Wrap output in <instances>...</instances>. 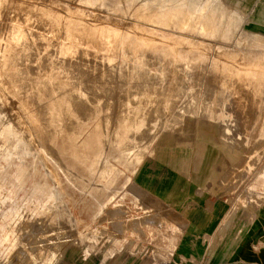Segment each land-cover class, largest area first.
<instances>
[{
  "label": "rangeland",
  "instance_id": "374dc122",
  "mask_svg": "<svg viewBox=\"0 0 264 264\" xmlns=\"http://www.w3.org/2000/svg\"><path fill=\"white\" fill-rule=\"evenodd\" d=\"M201 1L202 4L196 6L198 12L203 11V5L207 3L206 0ZM226 1L233 3L234 8L236 9V12L230 16L229 21L233 24L239 22L231 37H229L230 27H228V25H224L225 28L223 29L206 27L205 16L201 18L198 16L192 17L178 26L173 21L168 24H158L145 19L136 20L128 14L118 12L119 10L129 9V5L107 4V6L106 1L104 0H16V2L15 0H0V34L2 32L0 36H3L2 38L8 34L12 36L15 26L17 27L18 25H21L20 27H22L23 30L25 28V32L27 29L30 33H35H33L34 36H32L30 40L27 35L22 38V41L26 39L24 41L25 43H27L26 41L32 42L30 44L27 43L28 45L23 42V45H27H24L23 48L22 45H19L18 47L16 46L17 48L13 45L14 47L10 46L13 48L12 50H9L11 51L9 52L6 45L1 44L0 47V49L3 50L0 51V54H5L3 56L6 59L5 63L8 61L10 62V59L11 62H8V65L12 64V61L18 63L16 65L19 67L14 64V68H17L20 71L24 69L26 72L28 71L27 76L25 77L31 81V83L27 81L28 84L26 83L25 85V77H21L20 79L14 77L16 79L15 82L17 81L18 84L14 83V80L12 81L13 84L11 79L6 80L5 78H2V80H0V85H2L0 87V94H2L0 95V121L5 118H9L8 120H10L11 116V120L15 117V120L13 121L16 122V124H14L15 122H12L14 126H0V264H160L159 258L155 257L152 253V250L156 247L154 243L147 238H144L145 236H128L125 231V221H123V216L127 213L124 212L121 206L123 203L122 201L124 200V202H126L128 209L134 214L135 211H137L135 209L136 204H134V198L130 195H127L124 198H116L115 196H112L111 200L107 202L104 200V192L110 181H118L119 176L123 175L124 169L131 171L136 165L141 166L145 158H151L150 160H153L156 155L162 156L161 154H173L175 150L181 154L182 152L185 155L187 154L195 163H200L201 176L205 177L208 174V177L206 176L205 187L208 196L207 206L211 211L214 209L216 210V217H220L228 208L224 215L220 217L219 224L222 223V227L217 231L214 236L215 239H213V243L210 245L211 252L215 249L225 247L224 245L221 246L220 242H228V239H231L232 242L231 247L228 246V249L232 248L234 251L241 250L246 246L249 247L251 245L258 248L257 252L264 249V97H262L264 96V47L261 43L256 41L253 34V32L260 33V35L264 37V0ZM27 4L29 6H26ZM211 4L212 2L210 5ZM15 5L19 6L15 7ZM26 8L29 9L27 10ZM13 15L16 16L13 17ZM20 15L23 21L19 19ZM34 19L38 20L35 21ZM31 20L34 23H32ZM42 22L45 24H42ZM65 22L66 24H64ZM11 25L15 26L12 28ZM5 26H9V28ZM56 27L59 28L56 30ZM48 28L52 29V32ZM63 28L64 31H62ZM47 29L49 31H47ZM60 30L62 32H59ZM43 35H45V37ZM55 39L59 44L56 43L57 41ZM14 40L15 39L13 38L11 42L15 43ZM185 40L186 42H189L186 43ZM60 44L64 45L60 46ZM119 46L125 48L124 50L122 49L124 54H122V52L120 54V51L118 50ZM2 47H4V49ZM50 47L52 51L49 50ZM66 47H70L71 49L73 47L77 48L76 50L75 48L72 49L74 50L73 53L72 50H69V52L67 50V55L65 50ZM18 48L21 50H18ZM127 48L132 49V51H127ZM13 49L17 53L19 51L21 52L19 58L21 64H19L20 61L16 62L17 56L15 54L17 53L14 52ZM79 49H81V51ZM30 50L32 51L30 52ZM12 51L15 53L14 55L12 54ZM90 51H93V54H91ZM130 51H139L141 54L140 58L142 60H148L145 64L142 60V62H138L137 64L140 65L141 68H138L134 73H132V60L131 57H129V54L131 53ZM170 51L175 54L178 53L186 56L187 58H190L192 62L189 61L188 65L184 61H182L183 65L182 62H179L181 66L178 63L174 64L176 68L171 67V65L173 66V63H165L164 69L168 72L167 74L162 73L160 75L154 62H156V59H162L165 61V56L169 57L172 54ZM23 53L26 54L23 56L24 58H22ZM78 53L81 55V58ZM88 53H90V55ZM99 54L114 57L120 54L127 62V67H125L123 76L120 78L121 82L118 80L116 81L113 77L106 76L105 68L107 67L106 70H108L109 63L104 59H100ZM6 55L10 56L7 57L9 58L8 61L5 57ZM12 55L14 59L12 58ZM30 55L31 57L33 55L35 57L33 56L32 59ZM46 55L47 58L45 57ZM77 55H79V57H77ZM55 56H59V58H56ZM64 56L66 58L69 56L70 59L69 57L68 59L71 63L67 62L68 59L66 62H58L60 59L65 58ZM52 57L55 58V60ZM76 57L78 59H76ZM82 57L87 61L82 59ZM93 57L97 60L94 61L95 59ZM4 58L1 59L0 62H2ZM72 59L73 61H71ZM98 59L102 62L101 66H99L100 62ZM50 61H56V63L53 64ZM149 61H151V63ZM39 62L40 64L42 62V65H45L41 66ZM47 63H49V65ZM103 63H105V65L107 64L105 68ZM71 64H73L72 67H70ZM91 64L93 65L90 66ZM97 64L99 67H97ZM28 65H31L30 67L32 68L30 73V67ZM50 65L51 67H49ZM58 67L60 69H58ZM61 68H63L64 72H67L69 76H71L72 73V77L75 76L74 74H77V77L81 76V81H84V78L87 77L88 81L86 78L85 80L87 83L86 81L83 82V89L86 88V84H89L87 85L89 87L86 89H90L91 87V89H93L89 90V93H87L88 90H83L81 98L77 100V103L76 98H74L77 97V95L72 96L71 99H59L60 104L63 103L66 105L67 108H65V111L66 113L71 114L72 122H75L77 119L81 121L78 126H75L74 123L72 125L66 123L61 127V132L57 136L47 135L44 130H47L48 127L44 128V126H40L41 131L36 132L35 129L38 127L33 126L30 122L32 117L28 111V107H31V105L34 104H31L30 98L28 97L30 95L33 96L31 93L35 88L39 87V84H32V82H39V79L35 78L33 75L36 72H42L46 78L50 77L49 79H51L52 77L54 78V76L59 78L61 76ZM73 68L74 70L76 69L75 72H73ZM86 68L89 71L86 70ZM172 68L174 70H172ZM95 69H100V71H96ZM145 69L148 70L149 74L145 72ZM184 69L191 70V74L188 75V73H185ZM209 69L211 72L214 71L215 76H213V73H210ZM218 69H223V71H218ZM33 70L34 72H32ZM3 71V69L0 71L1 75L3 74ZM86 71L89 72V75L92 73L91 76L93 77L96 74V78L94 77L95 80L85 73ZM101 72H104L105 76L108 77L106 78L107 83L105 82V78H100ZM178 73H180V76ZM223 74L227 75L224 76ZM157 75L159 76L158 78ZM176 75L178 78H175L177 77ZM190 75L191 78H189ZM88 76L91 77L93 81L90 80ZM167 77L169 78L167 79ZM107 79L108 81L111 79L112 82L110 81V83H108ZM5 80L9 82L6 83ZM194 81L197 83H194ZM113 82H115L116 85ZM253 82L256 84H252ZM9 83L13 84V87ZM8 84L10 86L6 87ZM47 84L48 86H46ZM47 84L44 86V90H50L51 93L55 92L57 87L56 84L53 82H48ZM99 84L101 88L99 87ZM205 84L207 87H205ZM18 85L20 86L19 88ZM21 85L22 87L30 86L28 89L23 90L24 93H21ZM106 85L109 86L107 90L104 91L107 87ZM157 85H160L159 90H163V92H159L160 94H151L148 99L146 97L144 98L143 95L138 94L140 91H143L144 87L151 88L153 86L156 87ZM16 86L18 89L15 88ZM103 86L106 87L104 88ZM112 86H114L115 90L114 88H109ZM115 86H118V88ZM251 86L252 88H249V90L248 87ZM49 87L51 88L49 89ZM254 87H256V89H254ZM11 88H13L14 91ZM196 88L198 89L195 90ZM17 90L19 91L18 93H16ZM183 90H187L188 94L184 95ZM90 91H92V93ZM94 92L95 94L98 93V95H95ZM103 92H105V94L108 92L110 96L111 93H117L118 97L112 95L113 97H111V100V98ZM250 93H252L251 97ZM17 94L23 96L21 97V95H18L17 97ZM100 94L107 98L104 96L102 97ZM19 97L20 99H17ZM90 97L94 100H91ZM250 98L252 101H249L251 100ZM9 99L14 101L13 103L16 105L9 101ZM69 100L73 102L70 103ZM114 100L118 101L115 102ZM1 101L3 103H1ZM24 101L26 103H23ZM104 101L105 104L107 103L106 105L101 104L104 103ZM147 101L153 103V107H151L150 110H142L140 106L136 105V103H144ZM163 102L168 103L167 110L162 108L161 103ZM193 102H195V106L192 105ZM113 103L119 107V116H115L117 110H114V107L116 108V106L113 107ZM117 103H120L121 105ZM10 104H13L14 107ZM24 104L28 107H25ZM80 104H86L88 107L85 105V107H83ZM156 104H158L159 113H157V116L160 119L162 116L163 119L171 115L170 120L173 121L176 120V118H180L183 113L185 114V117L182 119H188V122L186 121L184 125L181 126H173V122H170L158 136L159 139H157V137L155 139L153 138L148 149L139 159L134 157L127 162L125 160H121L120 162L116 161L114 157H121L123 154V145L125 144L127 137H130L133 142H130V145H133L135 141L146 134L147 139H149L153 137L154 134L156 136L159 133L157 132L158 130L153 133V135L152 133L150 134L146 132L147 129L157 128V126L160 125L156 124L155 127L153 125L154 118L152 117H155L156 114L154 110V105ZM3 105L7 110H4L5 107H3ZM8 105L13 109L8 108ZM76 106L78 108L81 107L79 110L77 109L79 112L75 110ZM211 106H213V108ZM194 107L197 109L195 108L193 111ZM204 107H209L210 109L205 110ZM15 108H17V110ZM225 108H227V110ZM111 110H114L113 112L115 113L111 112ZM7 111L8 113H6ZM12 111H14V113ZM17 112L20 113L17 115L15 114ZM37 112L39 111L37 110ZM4 114L8 115L5 116ZM140 114L142 115L140 116ZM146 114L149 116V119L148 116L146 117ZM252 114L254 115L252 116ZM19 115H22L23 117ZM38 116L40 115L36 114L33 118L36 119ZM24 117H27V119ZM41 118L42 117L40 116V119ZM112 118L113 120H111ZM135 119H137V121ZM22 121L25 122L24 124L26 126L22 124ZM106 122L110 125H114V131L112 133L106 127ZM143 123L146 124L144 127L145 129L142 127ZM28 127L29 129L24 133V129ZM138 128L142 129L141 134L137 132ZM35 132L36 134H34ZM20 133L26 134L25 139L30 142L31 149H25L26 147L23 141L18 137ZM237 139H240L241 141L238 142ZM151 147L153 148L150 153L149 150ZM122 168L123 170H121ZM143 199L145 205V201H148L147 199L153 198L150 197V195H144ZM143 203L141 204L143 205ZM109 204L113 205L112 212H110L111 210L108 211L110 214L105 212L104 214L95 213L89 209V207L92 206L102 207ZM164 206L165 205L159 200L153 199L151 203L147 204V207L145 205V210H152V212H146L141 220L145 221L148 219L150 221L149 218L152 219L153 216L154 218L151 221L154 220L159 223V226H161L174 214L182 215V213L175 209L172 204L170 205L171 212H166L168 210L163 209ZM153 209L155 210L153 211ZM51 211L53 212L51 213ZM108 220L115 222L111 223ZM45 223L48 224L45 225ZM36 225L37 227L40 226V228H37ZM93 225L103 230V233L95 239L89 237L96 235V230L92 228ZM116 225L119 228H117ZM41 227H43V229ZM43 230L44 232H42ZM219 232L221 233L222 239L218 244H214L217 240L216 238L219 236ZM143 235L144 234L142 233V236ZM115 239H125V242L120 247H117L116 245L114 246L113 243ZM163 264L177 263L169 260ZM180 264H195V262L185 261Z\"/></svg>",
  "mask_w": 264,
  "mask_h": 264
},
{
  "label": "bare ground",
  "instance_id": "6f19581e",
  "mask_svg": "<svg viewBox=\"0 0 264 264\" xmlns=\"http://www.w3.org/2000/svg\"><path fill=\"white\" fill-rule=\"evenodd\" d=\"M34 1V0H33ZM50 1V0H49ZM104 1H106V5L108 4V5H115V4H124V5H129V9H123V10H119L118 12H121V13H124V14H128V15H130L132 18H134V19H145V20H150V21H153V22H155V23H158V24H161V23H164V24H168L169 22H171V21H173V22H175L178 26H180V24H182L185 20H188V19H190V18H192V17H196V16H198L199 18H201V17H203V16H205L206 17V27H210V28H221V29H223V28H225L224 27V25H228V27H230V33H229V37H231L233 34H234V31H235V29H236V27L238 26V24H239V22H236L235 24H233L232 22H230L229 21V18H230V16L233 14V13H235L236 12V9L234 8V6H233V3H231L230 1H226V0H206L207 1V3L205 4V5H203V7H204V10L203 11H197L196 10V6H199V5H201L202 3V1L201 0H104ZM12 2V1H11ZM15 2H16V0H15ZM25 2V1H24ZM36 2V1H35ZM41 2V1H40ZM81 2V1H80ZM212 2V4L210 5V3ZM14 3V2H13ZM27 3V2H26ZM33 3V2H32ZM84 3V2H83ZM7 4H8V2H7ZM37 4H39V3H37ZM41 5V4H40ZM43 5V4H42ZM47 5V4H46ZM50 5V4H49ZM107 5V6H108ZM2 6V5H1ZM5 6H6V4H5ZM9 6H10V2H9ZM14 6V5H13ZM17 6H19V5H17ZM16 5H15V7H17ZM26 6H29L28 4L26 5ZM96 6V5H95ZM11 7H12V4H11ZM15 7H14V9H15ZM45 7V6H44ZM1 8V7H0ZM23 8V7H22ZM12 9V8H11ZM24 9H25V7H24ZM27 9V8H26ZM29 9V8H28ZM27 9V10H28ZM40 9V8H39ZM4 10V9H3ZM10 10V9H9ZM13 10V9H12ZM37 10V9H36ZM59 10V9H58ZM244 10V9H243ZM14 11V10H13ZM61 11H63V10H61ZM4 12V11H3ZM18 12V11H17ZM21 12V11H20ZM33 12V11H32ZM10 13V12H9ZM8 13V14H9ZM30 13H31V10H30ZM35 13V12H34ZM65 13V12H64ZM84 13H86V12H84ZM13 14V13H12ZM21 14H23V13H21ZM25 14H26V12H25ZM33 14V13H32ZM18 15H19V13H18ZM24 15V14H23ZM22 15V16H23ZM41 15H43V14H41ZM70 15V14H69ZM91 15V14H90ZM94 15V14H93ZM95 15H97V14H95ZM16 16V15H15ZM14 15H13V17H15ZM100 16V15H99ZM6 17V16H5ZM8 17V16H7ZM18 17V16H17ZM33 17V16H32ZM96 17V16H95ZM103 17V16H102ZM240 17H242V16H240ZM30 18V17H29ZM39 18V17H38ZM19 19H21V15H20V18ZM19 19H17V20H19ZM26 19V18H25ZM40 19V18H39ZM10 20H11V18H10ZM22 21H23V19H21ZM20 20V21H21ZM35 20V19H34ZM36 20H38V19H36ZM35 20V21H36ZM42 20V19H41ZM40 20V21H41ZM48 20V19H47ZM61 20H62V18H61ZM97 20V19H96ZM114 20V19H113ZM118 20V19H117ZM117 20H116V22H117ZM21 21V22H22ZM28 21V20H27ZM119 21V20H118ZM15 22V21H14ZM21 22H19V23H21ZM31 22L32 23H34L32 20H31ZM30 22V23H31ZM39 22V21H38ZM48 22V21H47ZM51 22V21H50ZM60 22V21H59ZM1 23V22H0ZM9 23V22H8ZM7 23V24H8ZM29 23V24H30ZM36 23V22H35ZM39 23H41V22H39ZM49 23V22H48ZM58 23V22H57ZM128 23V22H127ZM10 24H12V23H10ZM24 24H25V22H24ZM23 24V25H24ZM38 24V23H37ZM42 24H45V23H43L42 22ZM55 24V23H54ZM61 24V23H60ZM64 24H66V22L64 23ZM124 24V23H123ZM35 25V24H34ZM118 25V24H117ZM125 25V24H124ZM12 26V25H11ZM15 26V25H14ZM14 26H12V28L14 27ZM21 26V25H20ZM19 25L16 27L15 26V30L13 31L14 33L12 34V36H10L9 34L6 36L5 35V37L4 38H2L1 36H0V47H1V44L2 45H6L7 46V50L9 51V50H12V48L14 47L13 45H15V48H17L19 45H22V48H23V46L25 45V44H27V43H32V42H28V41H26L27 43H25L24 41L26 40V39H24V41H22V38H24V36H26L27 35V37H29V40L32 38V36H34L33 35V33L34 32H32V33H30L29 31H27V29H26V32H29V33H26L24 30H25V28L24 27H26V26H24L23 28H24V30L22 29V27H20ZM50 26V25H49ZM52 26V25H51ZM63 26V25H62ZM71 26V25H70ZM5 27H7V26H5ZM18 27H20V28H18ZM35 27V26H34ZM68 27V26H67ZM118 27V26H117ZM116 27V28H117ZM124 27V26H123ZM123 27H120V28H123ZM7 28H9V26L7 27ZM38 28V27H37ZM43 28V27H42ZM45 28V27H44ZM59 28V27H58ZM57 27H56V30L58 29ZM132 28V27H131ZM1 29V28H0ZM49 30H51V32H52V29H50V28H48ZM47 29V31H49ZM125 29V28H124ZM5 30V29H4ZM8 30V29H7ZM12 30V29H11ZM29 30V29H28ZM62 30V29H61ZM59 31V32H62V31H64V28H63V30L62 31ZM4 33V32H3ZM7 33V32H6ZM57 33V32H56ZM55 33V34H56ZM245 33H248V32H245ZM1 34H2V32H1ZM0 34V35H1ZM5 34V33H4ZM35 34V33H34ZM41 34V33H40ZM53 34V33H52ZM58 34V33H57ZM68 34V33H67ZM253 34H254V36H255V38H256V41L258 42V43H261L262 44V46L264 47V37L263 36H261L260 35V33H256V32H253ZM42 35V34H41ZM41 35H40V37H41ZM60 35V34H59ZM14 36V37H13ZM44 37H45V35H43ZM56 36H58V35H56ZM61 36V35H60ZM60 36H58V37H60ZM26 37V38H27ZM36 37V36H35ZM40 37H38V38H40ZM43 37V38H44ZM76 37H77V35H76ZM85 37V36H84ZM15 39L14 40V42L15 43H13V42H11V40L12 39ZM78 38V37H77ZM28 39V38H27ZM34 39V38H33ZM42 39V38H41ZM45 39V38H44ZM81 39V38H80ZM38 40V39H37ZM46 40V39H45ZM54 40V39H53ZM56 40V39H55ZM74 40V39H73ZM22 41V42H21ZM34 41V40H33ZM35 41H36V39H35ZM39 41V40H38ZM38 41H37V43H38ZM57 41V40H56ZM70 41V40H69ZM23 42L25 43L24 45H23ZM40 42V41H39ZM44 42V41H43ZM55 42V41H54ZM53 42V43H54ZM82 42V41H81ZM92 42H94V41H92ZM185 42H186V40H185ZM187 42H189V41H187ZM186 42V43H187ZM42 43V42H41ZM52 43V42H51ZM56 43H58V41L56 42ZM60 43H64V42H60ZM84 43V42H83ZM55 44V43H54ZM59 44V43H58ZM64 44H66V43H64ZM64 44H60V46H63ZM96 44V43H95ZM28 45V44H27ZM27 45H25V46H27ZM43 45V44H42ZM41 45V46H42ZM6 46H5V48H6ZM10 46H13L12 48L10 47ZM17 46V47H16ZM38 46H39V44H38ZM48 46V45H47ZM50 46V45H49ZM52 46H54V45H52ZM51 46V47H52ZM55 46H56V44H55ZM59 46V47H60ZM32 47V46H31ZM30 47V48H31ZM45 47V46H44ZM51 47H50V49L49 50H51L52 51V49H51ZM71 47V46H70ZM67 48L66 47V52H67V50H68V52H69V50H72L73 48H75V47H73L72 49L71 48ZM126 47V46H125ZM3 49H4V47H2ZM37 48V47H36ZM53 48V47H52ZM58 48V47H57ZM77 48V47H76ZM76 48H75V50H76ZM97 48V47H96ZM117 48V47H116ZM25 49V48H24ZM23 49V50H24ZM29 49V48H28ZM32 49H34V48H32ZM42 49V48H41ZM118 49V48H117ZM125 49L124 47L122 48L121 46H119V51H120V54H121V52L123 51V50ZM128 50L127 51H129V50H131L132 51V49H130V48H127ZM6 50V49H5ZM18 50H21V49H19L18 48ZM23 50H22V52H23ZM27 50V49H26ZM36 50V49H35ZM39 50V49H38ZM48 50V51H49ZM58 50V49H57ZM61 50H62V48H61ZM80 51H81V49H79ZM79 50H78V52H79ZM188 50V49H187ZM0 51H3V50H1L0 49ZM7 51V52H8ZM13 51H14V49H13ZM12 51V54L14 55L15 53L14 52H16V51H14L13 52ZM32 50H30V52H31ZM34 51V50H33ZM41 51V50H40ZM64 51V50H63ZM73 51L74 50H72V53H73ZM84 51V50H83ZM87 51V50H86ZM117 51V50H116ZM130 51V52H131ZM216 51V50H215ZM214 51V52H215ZM6 52V51H5ZM9 52H11V51H9ZM20 52V51H19ZM17 53V54H15L16 56H17V59H16V62H18V61H20V54H21V52L20 53ZM36 52V51H35ZM65 52V51H64ZM68 52H67V55H68ZM91 52V51H90ZM93 52V51H92ZM91 52V54H93ZM125 52V51H124ZM149 52V51H148ZM171 52V51H170ZM220 52V51H219ZM33 53V52H32ZM40 53V52H39ZM45 53V52H44ZM47 53V52H46ZM48 53H50V52H48ZM56 53V52H55ZM59 53H61V52H59ZM71 53V54H72ZM80 53V52H79ZM78 53V54H79ZM86 53V52H85ZM94 53H96V52H94ZM110 53V52H109ZM151 53V52H150ZM172 53V52H171ZM28 54V53H27ZM29 54H31V53H29ZM34 54V53H33ZM36 54V53H35ZM50 54H53V53H50ZM89 55H90V53H88ZM87 54V55H88ZM97 54V53H96ZM118 55V56H116V57H114V56H105L104 54H99V57H100V59H104V60H106L109 64H108V70H106V68H105V66H107V64L105 65V63H103L104 64V68H105V74H106V76L108 75V77H113L116 81L118 80V81H120L121 82V77L123 76V71H124V69H125V67H127V62L121 57V55ZM122 54H124L123 52H122ZM225 54H226V52H225ZM5 54H0V60L1 59H3ZM9 55H10V53H9ZM13 55H12V58H13ZM24 55H26L25 53H23L22 54V58H24L23 56ZM43 55V54H42ZM53 55H55V54H53ZM66 55V56H67ZM69 55H70V53H69ZM80 55V54H79ZM79 55H77V57H79ZM83 55V54H82ZM140 52L139 51H137V52H131L130 54H129V57H131V60H132V64H133V66H132V68H133V70H132V73H134V72H136L137 71V69L138 68H141V66L140 65H138L137 63L138 62H140L142 59L140 58ZM170 55V54H169ZM204 55H205V53H204ZM221 55V54H220ZM11 56V55H10ZM10 56H5L6 58L7 57H10ZM29 56V55H28ZM34 56V55H33ZM32 56V57H33ZM50 56H52V55H50ZM95 56H97V55H95ZM128 56V55H127ZM152 56V55H151ZM156 56V55H155ZM30 57H31V55H30ZM31 57V58H32ZM35 57V56H34ZM43 57V56H42ZM46 58H47V55L45 56ZM54 57V56H53ZM52 57V58H53ZM56 57V56H55ZM65 57V56H64ZM69 57V56H68ZM68 57L65 59V58H63V59H60L58 62H66L67 61V59H68ZM76 57V59H78ZM90 57V56H89ZM98 57V56H97ZM98 57V58H99ZM171 57V58H170ZM30 58V59H31ZM44 58V57H43ZM56 58H59V56L58 57H56ZM62 58V57H61ZM80 58H81V55H80ZM94 58V57H93ZM155 58V57H154ZM170 58V59H169ZM201 58H203V57H201ZM223 58V57H222ZM14 59V58H13ZM29 59V58H28ZM33 59V58H32ZM35 59V58H34ZM54 60H55V58H53ZM53 59H51V60H53ZM69 59H70V57H69ZM69 59H68V61L67 62H70L69 61ZM75 59V58H74ZM75 59V60H76ZM82 59H84L85 60V58L84 57H82ZM81 59V60H82ZM90 59H91V57H90ZM95 60L94 61H96L97 59L96 58H94ZM100 59H98V61L100 60ZM168 59V60H167ZM190 58H187L186 56H183V55H180V54H178V53H172L169 57H167V56H165V61L164 60H162V59H156V62H154L155 64H156V67L158 68V73L161 75L162 73H165V74H167V70H165L164 68H165V63H169V64H172L173 63V66L171 65V67H175L174 66V64H179V62L181 63L182 61H184L187 65L189 64V61H191L192 62V60L190 59ZM220 59V58H219ZM223 59H225V58H223ZM5 58H4V60L2 61V62H0L1 64H0V69L2 70H4L3 71V74L1 75L0 74V80H2V78H5L6 80L7 79H11V82L14 80V83H16V84H18L17 83V81L15 82V78H24L25 76H27V72H26V70L24 69V70H22V71H20V70H18L17 68H14V66L16 65V64H18V63H15V61H12L13 63V65L12 64H10V65H8L10 62H11V59H10V62L8 61L9 60V58H7V61L9 62H6L5 63ZM53 60V61H54ZM58 60V59H57ZM56 60V61H57ZM202 60V59H201ZM200 60V61H201ZM205 60V59H204ZM236 60V59H235ZM28 61H30V60H28ZM31 61H34V60H31ZM53 61H50V62H52L53 64L54 63H56V61L55 62H53ZM71 61H73V59L71 60ZM78 61V60H77ZM83 61V60H82ZM85 61H87V60H85ZM88 61H91V60H88ZM92 61H93V59H92ZM97 61V62H98ZM143 62H144V64L146 63V62H148V60H142ZM141 61V62H142ZM154 61V60H153ZM194 61V60H193ZM198 61V60H197ZM226 61H227V59H226ZM22 62H23V60H22ZM44 62V61H43ZM46 62V61H45ZM57 62V63H58ZM80 62V61H79ZM79 62H78V64H79ZM96 62V63H97ZM100 62V61H99ZM105 62V61H104ZM150 63H151V61H149ZM196 62V61H195ZM207 62V61H206ZM229 62H231V61H229ZM29 63V62H28ZM27 63V64H28ZM71 63V62H70ZM77 63V62H76ZM75 63V64H76ZM82 63H84V62H82ZM90 63V62H89ZM101 63L102 62H100V65L99 66H101ZM149 63V64H150ZM197 63V62H196ZM212 63H213V61H212ZM215 63V62H214ZM8 65V67H7V65ZM15 64V65H14ZM19 64H21V61L19 62ZM32 64V63H31ZM36 64V63H35ZM34 64V65H35ZM39 64H40V62H39ZM48 65H49V63H47ZM68 64V63H67ZM77 64V65H78ZM148 64V65H149ZM154 64V65H155ZM233 64V63H232ZM235 64V63H234ZM22 65H23V63H22ZM41 66H44L45 64H43L42 65V62H41V64H40ZM52 65V64H51ZM51 65L49 66V67H51ZM58 65H59V63H58ZM72 65L73 64H71V66L70 67H72ZM77 65H75V66H77ZM93 64H91L90 66H92ZM94 65H96V64H94ZM147 65V66H148ZM151 65V64H150ZM152 65H153V63H152ZM180 65V64H179ZM182 65H183V62H182ZM219 65V64H218ZM16 66H18V65H16ZM29 66V65H28ZM31 66V65H30ZM29 66V67H30ZM33 66V65H32ZM37 66H38V64H37ZM53 66V65H52ZM55 66V65H54ZM69 66V65H68ZM74 66V67H75ZM81 66V65H80ZM83 66V65H82ZM98 66V64H97V67H99ZM181 66V65H180ZM19 67V66H18ZM22 67V66H21ZM34 67V66H33ZM61 67V66H60ZM78 67V66H77ZM96 67V68H97ZM170 67V66H169ZM191 67V66H190ZM4 68H6V69H4ZM39 68V67H38ZM48 68V67H47ZM46 68V69H47ZM54 68V67H53ZM52 68V69H53ZM88 68H90V67H88ZM95 68V67H94ZM103 68V67H102ZM155 68V67H154ZM176 68V67H175ZM182 68V67H181ZM198 68H199V66H198ZM23 69V68H22ZM43 69H44V67H43ZM51 69V70H52ZM55 69V68H54ZM53 69V70H54ZM58 69H60L59 67H58ZM57 69V70H58ZM70 69V68H69ZM68 69V70H69ZM80 69H82V68H80ZM211 69V68H210ZM210 69H209V71H210ZM225 69V68H224ZM0 70V71H1ZM28 70V69H27ZM32 70V68L30 67V70H29V73H30V71ZM37 70V69H36ZM39 70H41V69H39ZM61 70H63V68H61ZM60 70V77L59 78H57V77H55L54 76V78L52 77L51 79H49V78H46L44 75H43V73L42 72H36L33 76L35 77V78H38L39 80V82H32V84L34 83V84H39V87H37V88H35V86H34V88H35V90L31 93V94H33V96H29V95H25V96H29L28 98H30V102H31V104L32 103H34V104H29V105H31V107H28L27 105H25V107H28L29 108V114L31 115V123L33 124V126H35V127H38L37 129H35V131L36 132H40L41 131V129H40V126H44V128L45 127H48L47 128V130H44V132L45 133H47V135H52V136H57V135H59L60 134V132H61V127L62 126H64L66 123L67 124H70V125H72L73 123L75 124V126H78L79 125V123H80V121L81 120H79V119H77L75 122H72V116H71V114H69V113H66V111H65V108H67L66 107V105L65 104H63V103H59V99H71L72 98V96H75V95H77V97H74V98H76V103H77V100H79L80 98H81V94H82V92H83V90H88L87 91V93H89V90H93V89H86L87 87H89V86H87V85H89V84H86V88L85 89H83L84 87V85H83V82H85L86 80L88 81V78L86 79V78H84V81H81L82 80V78H80L81 76H79V77H77L78 75L77 74H74L75 76L74 77H72V74H71V76H69V74L67 73V72H64V70L63 71H61ZM72 70H74V68L72 69ZM85 70V69H84ZM86 70H88L87 68H86ZM96 71L98 70V69H95ZM171 70V69H170ZM172 70H174L173 68H172ZM181 70V69H180ZM193 70V69H192ZM233 70H234V68H233ZM232 70V71H233ZM26 73H25V72ZM38 71V70H37ZM67 71V70H66ZM76 71V69L73 71V72H75ZM77 71H79V70H77ZM81 71H83V70H81ZM89 71V70H88ZM88 71H86L85 73H87L88 75H89V72ZM90 71H91V69H90ZM98 71H100V69L98 70ZM184 71H185V73H188V75L189 74H191V70H185L184 69ZM200 71V70H199ZM218 71H223V69L221 70H219L218 69ZM32 72H34V70L32 71ZM59 72V71H58ZM69 72V71H68ZM80 72V71H79ZM78 72V73H79ZM93 72V71H92ZM126 72V71H125ZM145 72H147V74H149L148 73V70H146L145 69ZM50 73H52V72H50ZM71 73V72H70ZM83 73V72H82ZM82 73H80V74H82ZM84 73V74H85ZM96 73H98V72H96ZM143 73V72H142ZM176 73V72H175ZM210 73H213V76H215L214 75V71L213 72H211L210 71ZM209 73V74H210ZM48 74V73H47ZM92 74V73H91ZM91 74L89 75V76H91ZM105 74H104V72H101V76H100V78H105V82H106V78H108V77H106L105 76ZM110 74V75H109ZM113 74V75H112ZM30 75H32V74H30ZM86 75V74H85ZM178 75L180 76V73H178ZM193 75H194V73H193ZM202 75H203V73H202ZM220 75H222V74H220ZM224 75V74H223ZM227 75V74H226ZM226 75H224V76H226ZM50 76V75H49ZM52 76H53V74H52ZM59 76V75H58ZM84 76V75H83ZM88 76V77H89ZM96 76V74L94 75V77ZM99 76V75H98ZM177 76V75H176ZM15 77V78H14ZM85 77V76H84ZM93 79H94V77L93 76H91ZM91 77H89V79L90 80H92L91 79ZM126 77V76H125ZM141 77H142V75H141ZM145 77V76H144ZM159 76L157 75V78H158ZM169 77H170V75H169ZM169 77H167V79L169 78ZM188 77V76H187ZM195 77V76H194ZM221 77V76H220ZM26 78V77H25ZM32 78V77H31ZM80 78V79H79ZM96 78V77H95ZM98 78V77H97ZM152 78V77H151ZM150 78V79H151ZM173 78V77H172ZM175 78H178V76L177 77H175ZM189 78H191V75H190V77ZM201 78V77H200ZM199 78V79H200ZM86 79V80H85ZM120 79V80H119ZM123 79V78H122ZM154 79V78H153ZM166 79V80H167ZM4 80V79H3ZM5 80V81H6ZM31 80H33V79H31ZM95 80V79H94ZM97 80V79H96ZM115 80H113V81H115ZM135 80V79H134ZM198 80V79H197ZM208 80V79H207ZM225 80V79H224ZM20 81V80H19ZM29 83H31V81H29V79L28 78H26V79H24V84L26 85V83L28 84V82ZM36 81V80H35ZM87 81H86V83H87ZM93 81V80H92ZM98 81H99V79H98ZM107 81H108V79H107ZM110 81H111V79L108 81V83H110ZM115 81V82H116ZM145 81V80H144ZM157 81H158V79H157ZM171 81V80H170ZM209 81H210V79H209ZM7 82H9V81H6V83ZM48 82H53L54 84H56V89H55V92H53V93H51V91L50 90H47V91H45L44 90V86L48 83ZM96 82V81H95ZM103 82V81H102ZM112 82V81H111ZM115 82H113V83H115ZM123 82V81H122ZM127 82V81H126ZM133 82V81H132ZM149 82V81H148ZM148 82H147V84H148ZM155 82H156V80H155ZM154 82V83H155ZM208 82V81H207ZM211 82V81H210ZM13 83V82H12ZM13 83V84H14ZM89 83H91V82H89ZM94 83V82H93ZM92 83V84H93ZM107 83V82H106ZM131 83V82H130ZM143 83V82H142ZM149 83H151V82H149ZM171 83V82H170ZM174 83V82H173ZM172 83V84H173ZM194 83H197V82H195L194 81ZM4 84H5V82H4ZM9 84H11V83H9ZM7 85L6 87H8V86H10V85ZM13 84H11L12 85V87H13ZM21 84H22V82H21ZM33 84V85H34ZM52 84V83H51ZM96 84V83H95ZM104 84V83H103ZM102 84V85H103ZM121 84V83H120ZM141 84V83H140ZM139 84V85H140ZM153 84V83H152ZM157 84V83H156ZM177 84V83H176ZM207 84V83H206ZM205 84V85H206ZM212 84V83H211ZM241 84V83H240ZM252 84H254V82L252 83ZM256 84V83H255ZM254 84V85H255ZM19 85H20V83H19ZM18 85V88L20 87ZM24 85V86H25ZM97 85V84H96ZM115 85H116V83H115ZM119 85V84H118ZM146 85V84H145ZM184 85V84H183ZM203 85H204V83H203ZM210 85V84H209ZM238 85V84H237ZM253 85V86H254ZM2 85H0V87H1ZM28 86V85H27ZM30 86V85H29ZM29 86L28 87H22V85H21V93L23 92V90H25V89H28L29 88ZM42 86V87H41ZM46 86H48V84L46 85ZM91 86H93V85H91ZM98 86V85H97ZM107 86V85H106ZM105 86V87H106ZM109 86V85H108ZM108 86L106 87V89H104V91H106L107 90V88H108ZM121 86H122V84H121ZM120 86V87H121ZM142 86V85H141ZM140 86V87H141ZM158 86V87H157ZM156 87L155 86H153V87H151V88H149V87H144L143 88V91H140L139 93H138V90H137V93L138 94H141V95H143V97L145 98H149L150 97V95L151 94H160L159 92H163V90H159V86L160 85H157ZM221 86V85H220ZM5 87V88H6ZM33 87V86H32ZM99 87H100V84H99ZM104 87V86H103ZM104 87V88H105ZM115 87H117L118 88V86H115ZM131 87V86H130ZM133 87V86H132ZM205 87H207V85L205 86ZM261 87V86H260ZM15 88H17V86L15 87ZM17 88V89H18ZM51 87H49V89H50ZM95 88V87H94ZM101 88V87H100ZM99 88V89H100ZM109 88H114V86H112V87H109ZM172 88V87H171ZM175 88V87H174ZM222 88V87H221ZM247 88V87H246ZM249 88H252V86L251 87H248V89ZM11 89H13V88H11ZM98 89V90H99ZM120 89V88H119ZM126 89V88H125ZM198 88H196L195 90H197ZM254 89H256V87H254ZM262 89V88H261ZM2 90V89H1ZM101 90V89H100ZM99 90V91H100ZM103 90V89H102ZM114 90H115V88H114ZM117 90V89H116ZM129 90H132V89H129ZM170 90V89H169ZM194 90V91H195ZM245 90V89H244ZM250 90V89H249ZM3 91H4V89H3ZM3 91H2V93H3ZM10 91V90H9ZM8 91V92H9ZM13 91H14V89H13ZM13 91H12V93H13ZM19 91H20V89H19ZM18 90L16 91V93H18L19 92ZM44 91V92H43ZM111 91V90H110ZM120 91V90H119ZM202 91V90H201ZM219 91V90H218ZM246 91V90H245ZM262 91V90H261ZM31 92V91H30ZM91 93H92V91H90ZM97 92V91H96ZM112 92V91H111ZM115 92V91H114ZM117 92V91H116ZM136 92V91H135ZM183 92H184V95H186V94H188V91L187 90H183ZM196 92V91H195ZM251 92V91H250ZM254 92V91H253ZM6 93H7V91H6ZM11 93V92H10ZM15 93V92H14ZM24 93V92H23ZM101 93V92H100ZM104 94H105V92H103ZM119 93V92H118ZM124 93V92H123ZM130 93V92H129ZM165 93V92H164ZM168 93V92H167ZM243 93V92H242ZM249 93V92H248ZM254 93H256V92H254ZM264 93V92H263ZM263 93H261V94H263ZM35 94V95H34ZM37 94V95H36ZM52 94V95H51ZM94 94H95V92H94ZM110 98L111 97H113L112 95H114V97H116L117 96V93H115V94H112L111 93V96L109 95V93L107 92L106 93ZM105 94V95H106ZM251 95H250V97L252 96V93H250ZM261 94H260V96H261ZM0 95H2V94H0ZM14 95V94H13ZM16 95V94H15ZM18 95H21V94H17V97H18ZM84 95V94H83ZM88 95V94H87ZM90 95V94H89ZM95 95H98V93L97 94H95ZM101 96H102V94H100ZM121 95V94H120ZM133 95V94H132ZM194 95V94H193ZM217 95V94H216ZM5 96V95H4ZM23 95H21V97H22ZM86 96V95H85ZM90 96H92V95H90ZM100 96V97H101ZM104 96V95H103ZM102 96V97H103ZM123 96H124V94H123ZM182 96V95H181ZM3 97V96H2ZM89 97V96H88ZM87 97V98H88ZM98 97V96H97ZM104 97H106V96H104ZM118 97V96H117ZM169 97V96H168ZM246 97H248V96H246ZM254 97H256V96H254ZM262 97H264V96H262ZM262 97H261V99H262ZM8 98V97H7ZM74 98H73V100H74ZM107 98V97H106ZM127 98V97H126ZM257 98V97H256ZM255 98V99H256ZM14 99H16V98H14ZM17 99H20V97L19 98H17ZM90 99H91V97H90ZM93 99V98H92ZM91 99V100H92ZM95 99H97V98H95ZM99 99V98H98ZM104 99V98H103ZM102 99V100H103ZM109 99V98H108ZM114 99V98H113ZM123 99V98H122ZM134 99V98H133ZM169 99V98H168ZM251 99V98H250ZM259 99V98H258ZM29 100V99H28ZM27 100V101H28ZM64 100V101H65ZM90 100V101H91ZM94 100V99H93ZM104 100H106V99H104ZM111 100H112V98H111ZM116 100V99H115ZM114 100V101H115ZM151 100V99H150ZM190 100V99H189ZM188 100V101H189ZM5 101V100H4ZM9 101H11V99H9ZM16 101V100H15ZM18 101V100H17ZM22 101H23V99H22ZM70 101V100H69ZM87 101V100H86ZM106 101H108V100H106ZM110 101V100H109ZM118 101V100H117ZM117 101H115V102H117ZM121 101V100H120ZM123 101H125V100H123ZM122 101V102H123ZM244 101V100H243ZM248 101V100H247ZM249 101H252V99L251 100H249ZM256 101V100H255ZM12 103L14 102V101H11ZM20 102H21V100H20ZM73 101H70V103H72ZM92 102V101H91ZM94 102V101H93ZM97 102V101H96ZM206 102V101H205ZM214 102V101H213ZM253 102H254V100H253ZM1 103H3L2 101H1ZM7 103V102H6ZM8 103H10V102H8ZM16 103V102H15ZM18 103V102H17ZM23 103H26L25 101L23 102ZM80 103H82V102H80ZM84 103V102H83ZM87 103V102H86ZM202 103H204V102H202ZM244 103V102H243ZM256 103V102H255ZM14 104V103H13ZM11 105L12 107H14V105H16V104H14V105ZM21 104V103H20ZM20 104H18L19 106H21ZM27 104H28V102H27ZM74 104V103H73ZM101 104H104V105H106L105 104V101H104V103H101ZM112 104V103H111ZM114 105H113V107L114 106H116L115 105V103H113ZM117 104H120V103H117ZM152 102H144V103H136V105H138V106H140V108L142 109V110H150L151 109V107H153L152 106ZM226 104V103H225ZM238 104V103H237ZM254 104V103H253ZM253 104H251V105H253ZM72 105V104H71ZM79 105V104H78ZM80 105H82L83 107H85L86 106V104H80ZM88 105V104H87ZM121 105V104H120ZM192 105H194L195 106V102H193L192 103ZM155 107H154V110H155V117H152V118H154V121H153V125H154V127H155V125L156 124H160V125H158L157 126V128L155 127V128H150V129H147V131L146 132H148V133H152V135H153V133H155L157 130V132H159L156 136H155V134H154V136L153 137H151V138H149V139H147V134L145 135L144 133V135L145 136H143L142 138H140V139H138L137 141H135L134 142V144L133 145H130V142L131 143H133L132 141H131V139H130V137H127V139H126V141H125V144L123 145V154L121 155V157H119V156H115L114 157V159L116 160V161H118V162H120L121 160H125L126 162L127 161H129V160H131L132 158H136V159H139L140 158V156L148 149V147H149V145H150V143L152 142V140H153V138L155 139L156 137H157V139H159L158 138V136L162 133V131L164 130V128H166L168 125H169V123L170 122H173V126H181V125H184V123L188 120V119H182V118H184L185 117V114H181V116H180V118H176V120H173V121H171L170 120V118H171V115L168 117H166V118H163L162 119V117H161V119L157 116V113H158V104H156V105H154ZM161 106H162V108L163 109H168V103H165V102H163V103H161ZM173 106V105H172ZM184 106H185V104H184ZM237 106V105H236ZM3 107H5L4 105H3ZM12 107H9V105H8V108H10V109H13ZM74 107V106H73ZM86 107H88V106H86ZM174 107V106H173ZM212 108H213V106H211ZM75 108V107H74ZM81 107H77L76 106V111H77V109L79 110ZM91 108V107H90ZM195 108L196 107H194V109H193V111L195 110ZM216 108V107H215ZM228 108V107H227ZM227 108H225L226 110H227ZM249 108V107H248ZM252 108V107H251ZM255 108V107H254ZM253 108V110L255 111V109ZM9 109V110H10ZM16 110H17V108H15ZM18 109H20V108H18ZM87 109V108H86ZM86 109H84V110H86ZM103 109V108H102ZM117 110V113H116V115L115 116H119L120 115V112H118V110H119V107H118V105L116 106V108L114 107V110ZM160 109V108H159ZM166 109V110H167ZM170 109V108H169ZM197 109V108H196ZM204 109L205 110H207V109H210L209 107H204ZM233 109V108H232ZM4 110H7L6 109V107L4 108ZM8 110V111H9ZM22 110V109H21ZM37 110L39 111V112H37ZM74 110V109H73ZM72 110V111H73ZM82 110H83V108H82ZM81 110V111H82ZM88 110V109H87ZM92 110V109H91ZM114 110H111V112H113ZM185 110V109H184ZM245 110H248V109H245ZM249 110H251V109H249ZM252 110V111H253ZM8 111L6 112V113H8ZM15 111V110H14ZM14 111H12L13 113H14ZM229 111V110H228ZM253 111V112H254ZM77 112H79V111H77ZM84 112H86V111H84ZM170 112V111H169ZM252 112V113H253ZM256 112H257V110H256ZM263 112V111H262ZM12 113V114H13ZM18 113H20V112H17V113H15V114H17L18 115ZM24 113V112H23ZM40 113V114H39ZM80 113H82V112H80ZM94 113V112H93ZM113 113H115V112H113ZM239 113V112H238ZM36 114H38V115H40L42 118L40 119V116H38L39 117V119H38V117H36V119H34L33 117L34 116H36ZM78 114V113H77ZM83 114V113H82ZM81 114V115H82ZM85 114V113H84ZM143 114H145V113H143ZM159 114V113H158ZM5 115V114H4ZM8 115V114H7ZM7 115H5V116H7ZM79 115V114H78ZM110 115V114H109ZM114 115V114H113ZM139 115V114H138ZM142 114H140V116H141ZM161 115V114H160ZM250 115V114H249ZM254 114H252V116H253ZM10 116V115H9ZM8 116V117H9ZM15 116V115H14ZM19 116H22V115H19ZM85 116H86V114H85ZM111 116V115H110ZM109 116V117H110ZM148 115L146 114V117H147ZM151 116V115H150ZM175 116V115H174ZM200 116V115H199ZM251 116V115H250ZM249 116V117H250ZM3 117V116H2ZM13 117V116H12ZM23 117V116H22ZM84 117V116H83ZM83 117H81V118H83ZM144 117V116H143ZM204 117V116H203ZM239 117V116H238ZM4 118V117H3ZM24 118H26L27 119V117H24ZM113 118H115V117H113ZM113 118L111 119V120H113ZM117 118V117H116ZM141 118V117H140ZM151 118V119H152ZM253 118V117H252ZM9 119V118H8ZM7 118H5V119H2L1 121H0V126H6V125H12V126H14V124H16V122L15 121H13V120H15V117H14V119L13 120H11L12 118H11V116H10V120H8ZM18 119H19V117H18ZM148 119H149V116H148ZM151 119H150V121H151ZM23 120V119H22ZM82 120H84V119H82ZM136 121H137V119H135ZM138 120H140V119H138ZM153 120V119H152ZM250 120H252V119H250ZM16 121H18V120H16ZM21 121V120H20ZM149 121V120H148ZM160 121H161V123H160ZM14 124H13V123ZM23 122V121H22ZM21 122V123H22ZM27 122V121H26ZM188 122V121H187ZM252 122V121H251ZM19 123V122H18ZM25 122H23L22 124H24ZM241 123V122H240ZM105 124V123H104ZM239 124V123H238ZM25 125V124H24ZM70 125H69V127H70ZM145 125L146 124H142V127L144 128L145 127ZM148 125V124H147ZM16 126V125H15ZM22 126V125H21ZM26 126V125H25ZM32 126V125H31ZM68 126V125H67ZM221 126V125H220ZM229 126V125H228ZM17 127V126H16ZM20 127V126H19ZM18 127V128H19ZM103 127H105V126H103ZM106 127L110 130V132L112 133L114 130H113V128H114V125H110L108 122H106ZM150 127H152V126H150ZM236 127V126H235ZM247 127V126H246ZM32 128V127H31ZM229 128V127H228ZM244 128V127H243ZM17 129V128H16ZM27 129H29V127L28 128H26V129H24V133H26L25 131L27 130ZM145 129V128H144ZM173 129H174V127H173ZM180 129H182V128H180ZM236 129V128H235ZM12 130V129H11ZM32 130V129H31ZM30 130V131H31ZM183 130V129H182ZM233 130V129H232ZM244 130V129H243ZM181 131V130H180ZM36 132L34 133V134H36ZM73 132V131H72ZM137 132L138 133H140L141 134V132H142V129H140V128H138V130H137ZM182 132V131H181ZM185 132H187V131H185ZM24 133H20L19 134V139L20 140H22L23 141V143H24V145H25V149L26 150H29V149H31V145H30V142L29 141H27L25 138H26V134H24ZM239 133V132H238ZM29 134V133H28ZM44 134V133H43ZM184 134V133H183ZM240 134H241V131H240ZM169 136V135H168ZM171 136H173V135H171ZM234 136V135H233ZM242 136V135H241ZM164 137V136H163ZM175 137V136H174ZM173 137V138H174ZM34 138H36V137H34ZM183 138V137H182ZM183 139H185V138H183ZM187 139V138H186ZM243 139V138H242ZM259 139V138H258ZM263 139V138H262ZM177 140V139H176ZM238 140V139H237ZM244 140V139H243ZM242 140V141H243ZM36 141V140H35ZM181 141V140H180ZM239 141H241L240 139L238 140V142ZM260 141V140H259ZM258 142V141H257ZM34 143V142H33ZM40 143V142H39ZM231 143V142H230ZM242 143V142H241ZM137 144V145H136ZM210 144V143H209ZM235 144V143H234ZM255 144V143H254ZM260 144V143H259ZM258 144V145H259ZM49 145V144H48ZM130 145V146H129ZM206 145V144H205ZM233 146V145H232ZM43 147V146H42ZM235 147H237V146H235ZM152 148L153 147H151L150 148V153L152 152ZM205 148H206V146H205ZM258 148V147H257ZM51 150V149H50ZM46 151V150H45ZM249 151H250V149H249ZM253 151V150H252ZM47 152V151H46ZM262 152V151H261ZM50 153V152H49ZM260 153V152H259ZM55 154V153H54ZM203 154V153H202ZM49 155V154H48ZM195 155H197V154H195ZM201 156H203V155H201ZM216 156V155H215ZM244 156H246V155H244ZM214 157V156H213ZM243 157V156H242ZM44 158V157H43ZM211 158V157H210ZM215 158V157H214ZM253 158V157H252ZM255 158V157H254ZM57 160V159H56ZM244 162V161H243ZM188 163H189V160H188ZM208 163V162H207ZM237 163V162H236ZM235 163V164H236ZM238 164V163H237ZM199 165H200V163H199ZM209 165H210V162H209ZM58 166H60V165H58ZM237 166V165H236ZM210 167V166H209ZM218 167V166H217ZM230 168V167H229ZM232 168V167H231ZM205 169V168H204ZM233 169V168H232ZM62 170V169H61ZM199 170V169H198ZM252 170V169H251ZM205 171V170H204ZM216 172V171H215ZM213 174V173H212ZM211 174V175H212ZM224 174H225V172H224ZM229 174H231V173H229ZM208 175V174H207ZM206 175V176H207ZM234 175H236V174H234ZM206 176H205V179H206ZM210 176V175H209ZM222 176V175H221ZM227 176V175H226ZM208 177V176H207ZM214 177V176H213ZM224 177V176H223ZM219 179V178H218ZM210 183V182H209ZM208 184V183H207ZM237 186V185H236ZM229 189V188H228ZM244 190V189H243ZM144 196V195H143ZM145 196H147V195H145ZM143 199V198H142ZM81 200V199H80ZM144 200V199H143ZM148 200V199H147ZM260 200V199H259ZM78 201V200H77ZM81 201H83V200H81ZM149 201V200H148ZM261 201V200H260ZM147 201H145V203H146ZM142 203H143V201H142ZM77 204H78V202H77ZM141 204V203H140ZM143 205H144V203H143ZM186 205V204H185ZM206 206V205H205ZM247 206V205H246ZM54 207V206H53ZM118 207H120V206H118ZM116 209V208H115ZM114 209V210H115ZM121 209V208H120ZM137 209V208H136ZM169 209V208H168ZM111 210V209H110ZM109 210V211H110ZM119 210V209H118ZM128 210V209H127ZM155 209H153V211H154ZM167 210V209H166ZM53 211H51V213H52ZM108 212V211H107ZM110 212H112V210L110 211ZM116 212V211H115ZM115 212H113V213H115ZM127 212V211H126ZM230 212V211H229ZM109 213V212H108ZM117 213H118V211H117ZM120 213H121V210H120ZM253 213V212H252ZM110 214V213H109ZM116 214V213H115ZM115 214H113V215H115ZM122 214H124V213H122ZM245 214H247V213H245ZM111 215H112V213H111ZM155 215V214H154ZM146 216V215H145ZM248 216V215H247ZM246 216V217H247ZM106 217V216H105ZM148 217V216H147ZM141 218V217H140ZM149 218V217H148ZM154 217L152 216V219H153ZM156 218V217H155ZM147 219V218H146ZM150 219V222H152L151 220V218H149ZM184 219V218H183ZM41 220V219H40ZM39 220V221H40ZM47 220V219H46ZM101 220V219H100ZM124 220V219H123ZM129 220V219H128ZM141 220V219H140ZM148 220V219H147ZM118 221V220H117ZM154 221V220H153ZM37 222V221H36ZM42 222V221H41ZM46 222V221H45ZM61 222H62V220H61ZM115 222V221H114ZM130 222V221H129ZM142 222V221H141ZM140 222V223H141ZM149 222V221H148ZM163 222H164V220H163ZM162 222V223H163ZM38 223V222H37ZM112 223V222H111ZM119 223V222H118ZM40 224V223H39ZM46 224H48V223H45V225ZM127 224V223H126ZM154 224H155V222H154ZM158 224V223H157ZM168 224V223H167ZM50 225V224H49ZM112 225V224H111ZM43 226H44V224H43ZM67 226V225H66ZM113 226V225H112ZM36 227H37V225H36ZM39 228H40V226H38ZM37 227V228H38ZM45 227V226H44ZM116 227H117V225H116ZM42 229H43V227H41ZM117 228H119V227H117ZM134 228H136L135 227V225H134ZM41 229V230H42ZM47 229V228H46ZM127 229V228H126ZM138 229H139V227H138ZM38 230V229H37ZM116 230V229H115ZM135 230V229H134ZM136 230H137V228H136ZM135 230V231H136ZM140 230V229H139ZM138 230V231H139ZM50 231H51V229H50ZM58 231V230H57ZM134 231V232H135ZM142 231V230H141ZM42 232H44V230L42 231ZM37 233H38V231H37ZM142 233H144V232H142ZM41 234V233H40ZM57 234V233H56ZM140 234V233H139ZM145 234V233H144ZM58 235V234H57ZM61 235V234H60ZM170 235V234H169ZM56 236V235H55ZM142 236V235H141ZM66 237V236H65ZM38 238V237H37ZM55 238V237H54ZM60 239H62V238H60ZM38 241H39V239H38ZM38 241H36V242H38ZM57 241V240H56ZM64 241V240H63ZM72 241V240H71ZM73 242V241H72ZM65 243V242H64ZM69 243H70V241H69ZM166 243V242H165ZM58 244H59V242H58ZM68 244V243H67ZM160 245V244H159ZM163 245H164V243H163ZM53 246V245H52ZM52 246H50V247H52ZM29 247V246H28ZM66 247V246H65ZM58 248V247H57ZM33 249V248H32ZM34 250V249H33ZM22 251V250H21ZM20 252V251H19ZM36 253H38V252H36ZM23 254V253H22ZM26 254V253H25ZM44 254V253H43ZM40 255V254H39ZM26 258V257H25ZM38 259V258H37ZM39 260V259H38ZM21 262H23V261H21ZM37 263V262H36Z\"/></svg>",
  "mask_w": 264,
  "mask_h": 264
},
{
  "label": "crops",
  "instance_id": "0c3cea01",
  "mask_svg": "<svg viewBox=\"0 0 264 264\" xmlns=\"http://www.w3.org/2000/svg\"><path fill=\"white\" fill-rule=\"evenodd\" d=\"M161 155H156L153 160L145 158L141 166L136 165L131 171L124 169L123 175L119 176L118 181H110L106 187L104 200L107 202L111 200L112 196L124 198L130 195L135 200L133 202L136 204L137 211L134 214L128 209L124 200L121 205L124 212L127 213L123 216V221H125V231L128 236H145L144 238L154 243L156 247L152 253L159 258L160 264L169 260L177 264L185 261H194L195 264H264V249L257 252L258 248L254 245L246 246L238 251H234L232 248L228 249V246L232 245L231 239L225 243L220 242L222 239L220 232L214 244L220 242L221 246L225 247L211 252L210 245L213 243L217 231L222 227V223L219 224L220 217L228 208L220 217H216L215 209L211 211L208 208L206 179L200 175L201 164L195 163L187 154L186 156L183 152L181 154L176 150L173 154ZM143 195H150L153 199L162 202L165 205L163 209L168 210L166 212H171L170 205L172 204L182 215L173 213L174 215L161 226L155 221L140 220L146 212H152V210H145V205L147 207V204L151 203L153 199H148L149 201L142 205L140 203L144 201L142 200ZM99 207L92 206L89 209L92 212L104 214V212L108 213L107 211L112 210L113 205ZM92 228L96 230V235L89 236L91 239H95L103 233V230L94 225ZM142 232L145 233L143 236H141ZM124 242L125 239L113 241L114 246L117 247L123 245Z\"/></svg>",
  "mask_w": 264,
  "mask_h": 264
}]
</instances>
